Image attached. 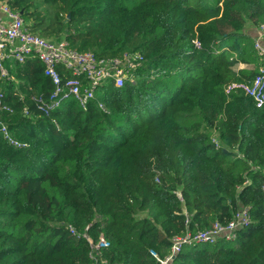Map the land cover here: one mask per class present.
Returning a JSON list of instances; mask_svg holds the SVG:
<instances>
[{
	"label": "trees",
	"instance_id": "1",
	"mask_svg": "<svg viewBox=\"0 0 264 264\" xmlns=\"http://www.w3.org/2000/svg\"><path fill=\"white\" fill-rule=\"evenodd\" d=\"M4 1L48 41L99 57L138 52L144 63L85 111L69 99L44 116L31 101L53 89L42 64L4 62L21 83L0 76L12 110L0 122L18 144L0 132V264H91L66 224L103 235L105 264H159L150 250L163 258L173 237L245 206L252 222L234 241L185 246L171 264H264V106L225 92L255 76L233 68L257 61L264 0Z\"/></svg>",
	"mask_w": 264,
	"mask_h": 264
},
{
	"label": "built area",
	"instance_id": "2",
	"mask_svg": "<svg viewBox=\"0 0 264 264\" xmlns=\"http://www.w3.org/2000/svg\"><path fill=\"white\" fill-rule=\"evenodd\" d=\"M254 36V50L257 61L251 70L256 71L251 81L231 84L226 87L228 94L234 89L241 90L245 96L251 98L257 108L264 106V25L256 29ZM195 48H200L197 40L193 41ZM12 59L14 62L23 64L26 60L36 59L43 66V75L47 77L53 89L46 97L43 93L31 96L35 108L44 116L60 108L63 102L75 100L82 110H86L87 104L96 99L97 91L111 83L115 88H122L127 82H135V73L142 67L144 57L138 52H124L119 56H96L91 51H77L63 40L51 42L43 37L31 33L25 25L21 15L13 12L4 0H0V76L7 77L4 62ZM152 73V72H151ZM5 95L0 91V112H11L12 110L4 103ZM98 107L106 111L102 103ZM24 115L28 114L27 107L22 110ZM0 132L9 143L13 142L3 123L0 122ZM216 148L219 142L212 139ZM156 182L159 179L155 178ZM264 193V185L262 187ZM178 198L181 196L177 194ZM185 214V223L188 216ZM250 208L248 206L237 209L230 220L226 223H214L210 228L191 232L188 229L184 235L175 236L171 239L170 249L163 258L150 250V255L159 264H171L176 255L185 246L214 245L219 240L232 242L237 233L251 224ZM72 237L83 238L89 244V259L91 264H105L102 258V250L109 247V242L99 235L93 241L87 231L79 233L71 224L64 225Z\"/></svg>",
	"mask_w": 264,
	"mask_h": 264
},
{
	"label": "crops",
	"instance_id": "3",
	"mask_svg": "<svg viewBox=\"0 0 264 264\" xmlns=\"http://www.w3.org/2000/svg\"><path fill=\"white\" fill-rule=\"evenodd\" d=\"M256 32H257V31H255V33H254L255 35H256ZM255 35H254V36H255ZM5 63H6V65H7V67H8L9 69H12L13 66H14V63H15V62H14L12 59H7V60L5 61ZM250 67H252V65L237 64V65L234 66L233 71H234V72H238V71H240V70H251ZM6 81L13 82L14 88H15L16 90L18 89L19 84L21 83V81H20L19 79H15V78L10 77V76L6 77ZM2 85L4 86L5 84L2 83ZM19 95H20V97L22 98L24 94L21 93V92L19 91Z\"/></svg>",
	"mask_w": 264,
	"mask_h": 264
},
{
	"label": "rangeland",
	"instance_id": "4",
	"mask_svg": "<svg viewBox=\"0 0 264 264\" xmlns=\"http://www.w3.org/2000/svg\"><path fill=\"white\" fill-rule=\"evenodd\" d=\"M246 26H247V27L249 26V22H247ZM250 68H252V67H250Z\"/></svg>",
	"mask_w": 264,
	"mask_h": 264
}]
</instances>
